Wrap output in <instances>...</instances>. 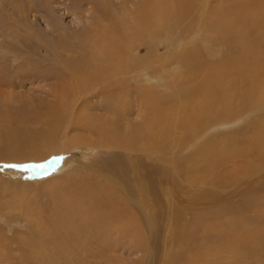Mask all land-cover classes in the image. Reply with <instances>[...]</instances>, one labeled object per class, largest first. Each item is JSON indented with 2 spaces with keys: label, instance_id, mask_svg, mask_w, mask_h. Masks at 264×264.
Here are the masks:
<instances>
[{
  "label": "bare ground",
  "instance_id": "6f19581e",
  "mask_svg": "<svg viewBox=\"0 0 264 264\" xmlns=\"http://www.w3.org/2000/svg\"><path fill=\"white\" fill-rule=\"evenodd\" d=\"M192 1L141 0L137 2L135 0L130 2L124 0L121 8L124 10L125 17H116L117 19L105 11L107 8L99 11L97 9L98 16L93 20V28H88L87 31L91 32V37L88 39L87 36L84 42L67 43L62 28H55L49 32L51 36L56 32L57 36L51 45L47 43L44 51L49 52L50 63H53L57 69L54 79L63 82L60 91L50 90L45 94L47 98L61 99L63 103L47 102L46 110L34 111L35 113L28 117L6 114L7 116L3 118H7L8 124L14 125L16 129L6 130L0 135V163L24 165L44 162L52 155L69 154L68 164L71 159H74L72 155L76 154L77 149L95 146L113 149L114 153L109 154L107 159L99 163H106L107 170L104 172L108 174L110 181L107 186H110L113 191L104 186L100 180L84 183L87 180L81 179L79 182L81 185L78 184L80 187L76 188L78 192L74 191L73 200L69 204L67 200H64L67 197L61 195V191L56 193V189H52L49 194L54 196L51 197V199L54 198V201L51 200L54 211L49 214L50 223L39 224L34 223L35 221L28 223L31 230L47 234L44 237L48 238L50 245L47 241V243L42 242L39 247L41 253L39 255L42 258L46 257L47 261L48 258L53 259L57 255L65 260L75 254L74 247L88 252L90 246L86 238H92L105 253H109V241L104 238L107 231L117 236L116 240L119 239L120 242L128 238L126 242L131 246L125 249L126 253L135 252L134 250L137 249L143 252V246L146 244L142 238V228L145 227L138 224L135 207L139 208V217L146 219V231L154 242L156 241L155 232L161 231L160 219H166L162 215L165 210L162 196L172 195L173 201L178 202V195L184 190L181 189L183 185L189 186L184 192L189 194L191 189L196 188L195 186H222L237 180L238 176L250 177L264 169V0H195L202 3L201 6L204 8L202 15L205 17L200 14L197 28L200 29L202 18L207 19L217 35L219 45L217 50L213 51L202 43L192 45L191 42H187L186 34L190 27L180 30L178 27L171 29L170 22L169 25L159 28V24H156L157 20L173 15L181 19L179 15L184 13H176L181 11L180 9L187 13L191 9L189 3ZM208 4L209 9L211 6V12L209 9L207 12ZM103 8L102 5L101 9ZM169 12L172 13L170 16ZM94 36L97 37L94 38ZM25 43L27 48L30 47L29 51H18L15 60H28L30 66L33 64L31 55L39 47L37 46L36 49L33 42ZM189 45L192 48H186ZM164 48L167 52L160 53V50ZM224 50L226 53L222 56ZM143 52H145L144 55H142ZM14 53H16L15 50ZM46 62L35 61L39 67H43ZM156 65L158 66L155 67ZM37 69L34 67L29 70L33 72ZM31 74L33 76H30ZM28 75L30 76H27L28 78L35 77V74L31 72ZM135 76L142 77V81L138 82L139 89L133 90L131 82H122L131 81L130 79ZM27 77L22 78L27 79ZM152 79L157 81L156 86L153 84L155 87L150 86ZM113 81L119 82L114 84ZM69 82L71 87L74 86L73 88L67 86ZM190 85L186 98L184 97L180 102L179 97V101H176V97L182 96L184 86ZM160 89L170 91L163 90L162 93ZM99 90L102 94L98 92ZM91 92L98 96L104 95L106 99L114 97L120 99L118 103L115 100L110 103H114L110 109L113 115L115 114L114 121H99L94 125L95 119L82 121L88 118L82 119L80 112L72 110L75 102L76 105L83 103L82 99ZM133 93H135L136 101L141 100L138 111L133 110L131 106L130 97H133ZM122 113L128 116L138 113L142 116L143 122L141 121L142 123L136 125L133 130H130V125L125 127L119 125V129L113 122L121 119L124 116ZM122 120H126V117ZM241 120L247 123L239 131L202 140L206 135L205 132L211 127H228ZM72 124L78 130L84 127L87 133L90 132L89 137L94 138L91 141L82 142L83 145L76 144V141H79L77 139L75 141L67 138L63 146H60L57 139L68 134ZM235 160L243 165L234 168L232 172L229 171V178L224 180L225 178L214 175L227 163ZM78 164L85 163L79 160ZM61 169L59 170L62 171ZM182 179L185 182H182ZM115 190L121 193L117 196ZM2 193L5 194L4 189L0 191V195ZM121 196L127 202H123ZM82 198L87 200L84 199L85 201L82 202ZM251 198L256 201L264 198V186L252 187L248 197L244 200L242 198V201L232 208L225 207V212L238 214L246 210L245 207ZM64 207L65 210L69 208L70 211L63 216ZM18 208L15 207V211ZM216 208V206L208 207L209 210L206 212L194 215L190 222L191 229L188 230L182 225L185 208L181 205L173 206L167 220L168 230L166 231L173 247L178 248L176 250L178 253L175 251L166 264H176L180 256V260H186L185 257L182 258L185 252L180 253V250L191 251L195 227L201 223L202 219L220 220L219 212L222 208ZM13 209L11 206L7 208V213L4 212L5 215H9L7 218L9 221L12 219L10 215ZM21 213L26 222L44 218H41L40 213L29 208L26 212L21 210ZM136 220L138 223L135 222ZM83 223H89V229L85 233L80 228ZM252 223L257 222L239 217L233 220L230 230L237 224L238 227H247ZM61 228L65 229L64 233L60 231ZM225 231L229 233L228 229ZM80 232L83 234L80 235ZM260 232L263 233V237L264 229ZM110 233L107 232L108 237ZM78 234L85 239L78 237ZM212 236L210 238H216L214 234ZM237 239L235 237L233 243ZM23 242H18V252L29 249L28 243ZM225 244L231 243L228 241L223 243ZM262 244L263 246H257L255 243L248 250L257 253L260 248L262 252L264 242ZM210 248L211 244H208L206 251L201 253L202 257L208 255ZM4 259V254L0 253V263H4ZM9 260H11L10 257ZM9 260L6 259L7 262ZM22 262L24 261L20 263Z\"/></svg>",
  "mask_w": 264,
  "mask_h": 264
},
{
  "label": "rangeland",
  "instance_id": "374dc122",
  "mask_svg": "<svg viewBox=\"0 0 264 264\" xmlns=\"http://www.w3.org/2000/svg\"><path fill=\"white\" fill-rule=\"evenodd\" d=\"M101 1H103L102 2L103 4H101ZM110 1L114 7L111 5ZM129 1L131 2L135 0H129ZM136 1L141 2V0H136ZM94 2L95 4L97 3L98 7L95 6ZM123 2L124 0H100V1L99 0L97 1L96 0H0V80H1L0 81V135H2L6 130L11 131V129H16L14 125L8 124L7 118L6 119L3 118L4 116H7L6 114H8L9 116L28 117V115L31 116L32 114H34L35 113L34 111L37 112V111L46 110V107L48 105L47 102L49 103L56 102L57 104L63 103L61 99L56 100L51 97L47 98L46 97L47 95L45 94L47 91L50 90L60 91L61 90L60 87H62L61 83L63 82L54 79L55 78L54 73H57V69H55L54 67L55 65H53V63H50L51 58L49 56V52L47 50L44 51L46 49L47 43L48 45H51L52 41L56 39L55 36H57L56 32H54L52 36L49 35L50 34L49 32H52V30L55 28H60V29L62 28L64 30L62 32L65 33L64 38L65 40L67 39L68 41L67 43H72V42L78 43L80 41L84 42L88 37H89L88 39H90L91 37L90 36L91 32H87V31L88 28H93L92 27L94 23L93 20L98 16L97 13L99 10H105L107 8L105 11L108 12V14H111V16L115 18L125 17L124 10L121 8L122 7L121 4H123ZM159 4H161V1H159ZM201 4L202 3H200L199 1L196 2L195 0H193L191 3H189L191 9L187 13H185L182 9H180L181 11H178V13H176V14H179L180 12L184 13V15H179L181 16L180 17L181 19L176 17V15L170 16L172 13L169 12L168 13V15L170 16L169 18L166 17L163 20L161 19L157 20L156 24L157 25L159 24L158 26L159 28L161 26L164 27V25H169L170 22V25L175 24L173 25V27L171 25V29L174 27L175 28L178 27V29L180 30H183L186 27H190V30L187 31L186 34L188 36L186 37L188 43L191 42L192 45H195L196 43L198 45H201L202 43V45H205V47H208L212 51L217 50V47L219 45L217 35L215 34V30L211 26V23L209 25L208 20L204 19L205 17L202 15V11L204 12L203 10L204 8L203 6H201ZM102 5L104 7L103 9H101ZM208 7L209 4L206 8L207 12L209 9ZM169 8L172 9L171 7ZM177 9L178 6L176 7V11ZM209 10H210L209 12H211V6ZM188 13L189 15H186ZM200 14L204 18H202L203 20L200 22V29H199L197 28L196 24H198L199 18L201 16ZM96 37L97 36H94V38ZM26 41L29 43L33 42V45L36 46V49L39 47L38 50L33 52V54L31 55V58L33 59V64H31L30 66L28 65L29 62L28 60H24V59L21 61L15 60L16 58L15 56L18 51H23V52L29 51L28 49L30 47L27 48L25 46ZM190 47L191 45L187 46L186 48L189 49ZM14 50L16 51V53H14ZM165 51L167 52L166 48L160 50V53L164 54L166 53ZM135 52L138 53L137 51ZM179 52L180 50L178 51V53ZM224 53H226V50H224L222 56ZM144 54L145 52L142 53V55ZM43 58L46 59L42 60ZM35 61L36 62L41 61L42 63L45 61L47 62L46 64L43 65V67L41 66L39 67V65H37ZM157 66L158 65H156L155 67ZM34 67L38 69L34 70L33 72L32 70L31 71L29 70ZM30 72L35 74L34 76L36 78L35 77L28 78L30 76H33L32 74L30 76L28 75V73ZM22 77L25 78L27 77V79H23ZM141 79L142 77L135 76L130 79L131 81L124 80L122 82L123 83L131 82L132 89L134 90V89H139L138 82L142 81ZM152 80L153 81H151L150 86L155 87L157 85L156 84L157 81L156 79H152ZM197 81H199V79ZM116 82L119 81H113L114 84H116ZM70 85L71 83L67 86ZM190 87L191 85L184 86V91L181 92L182 96H178V98L176 97L175 100L179 101V97H180V102H181L182 99H184V97L186 96ZM163 90H166L167 92L170 91L169 89L168 90L160 89L162 93L164 92ZM98 92L102 94L101 90H99ZM130 98H131L130 101H131L132 109L138 111V107L141 100L136 101L135 93H133V97ZM82 100L83 103L81 104L77 103L76 105L75 102L74 107H72V110H76L77 112H80V114L82 115V119L88 118L87 120H82V121H88V120L90 121L91 119H95L94 125L99 121L101 122L107 120L114 121L113 118L115 114L113 115V113L110 111L114 103L112 104L110 103L112 100H115L116 103H118L120 101L119 98L114 97L113 99H106L104 98V95L98 96L95 95L94 92H91L88 94V96L84 97ZM136 102L139 103L137 104ZM121 103L122 101L120 102V104ZM135 105L137 107H135ZM123 115L124 116L121 117V119H118V121L116 120L115 122H113L117 124V127L119 129L120 126L125 127L127 125H130V130H133V128L136 125L138 126L143 122L142 116H139L138 113H135L132 116L130 114L129 116L125 114ZM124 117H126V120H122V118ZM246 123H247L246 121L241 120L240 122H237L236 124H233L228 127L226 126L217 127V128L211 127L210 129H208L209 131L207 130V132H205L206 135L205 137H203L202 140H206L218 136L221 137L225 135L224 133H228V132H232V133L237 132L240 129H242ZM87 129L88 128H86V130ZM88 133L87 131L84 130V127L82 128V130L81 129L78 130L75 129V125L72 124L70 130L68 131V134L67 133L64 134L57 140L60 146H63L67 138L74 139L75 141L77 139L79 141H76L77 142L76 144L83 145L82 142H86L87 140L91 141L92 138H94V137H89ZM77 150H76L77 152L75 151L76 154L74 155L71 154L74 157V159H71L70 162H68V164L67 161L69 158V154H61L62 156L59 154L52 155L51 158L45 160L44 162L24 164V165H43V167L30 168L27 170L22 168L4 167V165H9L13 163H8V164L0 163V191L2 189L5 190V194L3 195L2 193V195H0V253L4 254L5 257L4 263H0V264H7V263L24 264L26 261H27L26 264H73V263L74 264L75 263L76 264H82V263L83 264L85 263L86 264L87 263L88 264H166V262L170 261L171 255L175 253L176 250H178V248L176 247L174 248L173 245L171 244V240L169 239L170 237L168 236V231H166L168 230L167 220L170 217V213L172 212L171 210L173 206L176 205H181L186 210L184 211L185 216L182 225L183 227H186V229L188 230L191 229L190 222L194 218L193 216L196 215L197 213L206 212L207 210H209L208 207H212V206L213 207L216 206L217 207L216 209L222 208L219 212L220 220L216 221L206 218V219H202L201 223L196 225L197 227H195L194 230L195 244L193 243L191 251L189 252H186L185 249L180 250V253L185 252L182 255V258L185 257L184 259L186 260H180L181 257L180 256L176 264H264V250H263L264 247L261 249L263 250L262 252L260 251V248L257 250L259 252V253L257 252L258 254L255 253V251L251 252L250 250H248L250 246H253L255 243L257 246L259 245L263 246L262 243L264 242V236L262 237L263 233H261L260 230L264 229V224H263L264 198L261 199L259 198L258 201H256L254 198H251L252 202L249 201V204L246 205L245 207L247 209L243 210L238 214H234V213L230 214L229 212H225L226 210L224 209L227 206H230L232 208L233 206H236L239 202H241L242 198L244 200L245 197H248V193L252 187L264 186V169L257 172V174L252 173L255 175L250 177L238 176L237 180L230 181L229 183L224 184L222 186H217V187H212L208 185L206 187L195 186L196 188L191 189L192 191L189 194H184L185 190H187L189 186H187V184L183 185L181 189L184 190H182L180 195H178L179 203L177 201H173V197H171L172 195L162 196V203L165 206L164 207L165 210L164 212H162V215H164V218L166 219L161 218L159 221L160 223L159 229L161 231L157 233L155 232L156 241L154 240V242L159 241L157 243H154L152 237L147 233L146 219L143 220L142 217H139V212H140L139 208L135 207L134 210L138 214L137 219L139 220V223L138 220H136L135 222L145 227L142 228V232H143L142 238L143 241L145 242L144 244H146L143 246L144 248L143 252L138 251L137 249L134 250L135 252L130 251L126 253L125 249H128L131 246L126 242L128 238L125 241L121 240L120 242L119 239L116 240L117 236H115L114 234L111 235L112 233L106 230L108 233H110L109 237H108L109 234H107V232H105L104 234L105 240L107 239L109 241L108 248L110 249V251H108L109 249L107 248V251L109 253H105L104 250L100 248L99 244L95 243L96 241L93 240L92 238L91 239L86 238L90 246L88 251L90 253L79 250L77 247H74L73 251L74 252L76 251L75 254L78 257H76L75 254L72 255L73 257L70 255L65 259L66 261L62 260V258L59 257L58 255L53 257V259L55 258L54 260L52 258H48L47 261L46 257L42 258L39 255L41 254L39 247L41 246L42 242L47 243L48 238L44 237V235L47 234L45 232L31 230V226L28 223L31 224L32 222L35 221L34 223L41 224V222L43 223L50 221L49 214L53 213L54 211L53 209L54 204L52 202L54 201V198L51 199V197L54 196H51V194H49L51 193L52 189L53 190L56 189V193H58V191H61V195L67 197L64 200L65 201L67 200L68 203L70 204L73 200L72 196L74 191L78 192L77 191L78 189L76 188L80 187L79 185L81 184L79 182L81 179L87 180L84 183L100 180L102 181L104 186H107L108 182H110L108 180V176H107L108 174L104 172L105 170H107L106 163L105 164H99V163L101 160L103 159L105 160L110 155H112L114 153L113 149L95 146V147H86L85 149H80V150L77 149ZM176 150H178V148H176ZM77 159H79L85 164L79 165L78 164L79 160ZM242 165L243 164L237 160L231 161L227 163L224 167H222L220 170H218L217 172L219 173L216 172L214 175L219 178H225L224 180H226L227 178H229L228 177L229 171L232 172L234 171L233 170L234 168L241 167ZM59 169H61L62 171H60ZM183 181L184 180L182 179V182ZM60 185L63 186L61 187ZM66 185L68 187H66ZM84 186L86 187V185ZM224 186L225 188H223ZM107 188L113 191V189L110 186H107ZM119 190H115L116 195L121 193ZM79 197L81 198V196ZM121 198L123 202H127V200L125 201L124 197L121 196ZM84 199L87 200V198H82V202L85 201ZM80 201L78 202L82 203ZM51 202L53 205H51ZM11 206L14 209L12 210L10 215V218L12 219H10L9 221L7 219L9 215L8 214L5 215L4 212L7 213L8 212L7 208ZM153 206H155L154 203ZM15 207L16 208L19 207V208L15 211ZM28 208L29 210H33L36 213H40L42 216L41 218L44 217L43 218L44 220L43 219L29 220L28 222H26L22 217L21 210L26 212V210L28 211ZM65 209L66 208L64 207L63 216L65 214H69L70 211L69 208L68 210ZM259 213H261V215ZM239 217H243L252 222L255 221L257 223L249 224L247 227L245 226L238 227L237 224L235 225L234 228H231L232 230L231 231L230 225L232 224L233 220ZM214 222L216 223L214 224ZM202 223L203 225L205 224V226H203ZM254 224H259V225H254ZM80 228H82L83 232L85 233L86 230L89 229V223L81 224ZM227 229L229 230V233L225 231ZM64 230H65L64 228L60 229V231L63 233ZM206 230L210 232H207ZM81 234L83 233L80 232V235ZM213 234L214 237L216 238H210V236H212ZM80 235L78 234V237L85 239L84 236L82 237ZM208 236L209 238H207ZM160 237H162V239ZM235 237H237L238 239L235 243H233V239ZM23 241H26L28 243L27 248L29 249L26 251L18 252L17 251L19 247L18 242H23ZM89 241L92 243H90ZM228 241L231 243L230 245H226V244L223 245V243ZM23 243L25 244V242ZM206 243L211 244V248H210L211 250L208 251L207 253L208 255L202 257L201 253L206 251V246L208 245ZM48 245H50L49 241H48ZM198 245L200 247L197 248ZM111 251L112 253H110ZM91 253L93 256L87 255ZM9 257L11 258V260H9ZM6 259H8L9 262H7ZM21 261L24 262L20 263Z\"/></svg>",
  "mask_w": 264,
  "mask_h": 264
},
{
  "label": "snow or ice",
  "instance_id": "6c2138e0",
  "mask_svg": "<svg viewBox=\"0 0 264 264\" xmlns=\"http://www.w3.org/2000/svg\"><path fill=\"white\" fill-rule=\"evenodd\" d=\"M4 167H11V168H22V169H30V168H36V167H43V165H19V164H9L4 165Z\"/></svg>",
  "mask_w": 264,
  "mask_h": 264
}]
</instances>
